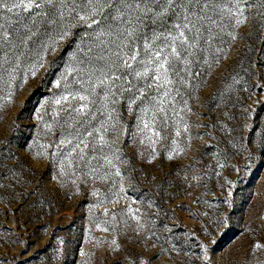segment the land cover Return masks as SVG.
<instances>
[{
  "label": "snow or ice",
  "instance_id": "6c2138e0",
  "mask_svg": "<svg viewBox=\"0 0 264 264\" xmlns=\"http://www.w3.org/2000/svg\"><path fill=\"white\" fill-rule=\"evenodd\" d=\"M249 17H259L260 27L264 28V0H0V79L7 74L4 83L8 102L13 101L22 65L26 82L29 75L36 77L45 65L51 68L56 64L55 59L48 60L50 54L67 51L68 58L53 81L56 92L36 109L37 123L42 126L44 136L52 139L46 143L33 140L38 146L34 159L47 157L58 168L53 178L63 185L62 178L69 177L77 192L80 191L77 180L83 184L89 178L93 182H107L116 190L113 193L116 198L104 197L90 208L100 203H117L122 195L126 201L124 208L111 211L105 208L104 214L110 215L112 223L123 229L131 226L130 221L135 222L132 229L135 237L151 248L147 237L159 239L153 217L161 209L151 199L146 207L136 206L137 201L128 196V188H135L137 170L123 145L118 143L117 125L127 137L129 126L123 121L124 112L134 118L135 131L131 135L135 138L133 142L138 143L134 155L148 164L158 157L166 155L172 160L184 153L181 140L190 144L192 139L190 114L199 115L194 113L190 101L213 67L227 58L232 43L242 38L239 29L248 23ZM63 45L67 48H62ZM236 83L239 81L233 78V84ZM228 87L231 89L232 85ZM243 127L253 130L247 123ZM3 143L0 151L7 154L0 156V180H9L3 186L15 188L22 180L30 184V180L23 179L24 162L18 150L12 149L11 140ZM253 143L248 141L249 145ZM255 143L264 150V132ZM32 146L26 143L22 147L31 152ZM242 147L250 161L254 155L252 148ZM261 155L264 156V151ZM9 160L15 163H7ZM124 163L128 164V170L121 168ZM233 167L239 171V167ZM194 168L190 164L184 169L183 181L189 187L202 181V175ZM227 183L231 186L233 182ZM91 194L100 195L96 188ZM16 197L23 200L25 193L18 192ZM224 203L232 206L229 199ZM208 215L207 211L203 213L205 217ZM214 215L210 225L200 229L204 239L196 232L190 233L196 237L197 251H191L183 264H218L210 254L211 245L216 243L213 236L229 226L231 217L219 209ZM118 217L123 218L122 224ZM101 223L96 227L101 228ZM102 230L116 231V228ZM259 232L260 229H249L253 260L257 252L264 251ZM64 243L60 240L61 245ZM110 247L114 253L122 250L117 238L111 240ZM167 250L183 251L175 243ZM26 251L27 245L19 255ZM56 255L63 256V249H58ZM157 255L145 258L143 252L131 253L125 260L127 264H152ZM0 264H18V261L14 256L11 261L0 260ZM116 264L123 262L117 260ZM238 264H253V261L245 259ZM255 264L264 261L256 260Z\"/></svg>",
  "mask_w": 264,
  "mask_h": 264
},
{
  "label": "rangeland",
  "instance_id": "374dc122",
  "mask_svg": "<svg viewBox=\"0 0 264 264\" xmlns=\"http://www.w3.org/2000/svg\"><path fill=\"white\" fill-rule=\"evenodd\" d=\"M260 24L259 17H249L248 23L239 29L242 38L232 43L227 58L213 67L211 75L205 77L206 82L194 94L190 104L199 115L190 114L192 139L190 144L181 140L184 153L172 160L166 155L158 157L153 164H148L134 155L138 149L131 135L135 131L134 118L124 112L123 121L129 126L127 137L117 125L118 143L123 145L132 167L137 170L135 188H128V196L137 201L136 206L146 207L151 199L161 209L159 215L153 217L159 239L147 237L151 248L135 237L132 231L135 222L130 221L131 226L123 229L112 223L110 215L104 214L105 208L110 211L124 208L126 201L122 195L117 203H100L90 208L104 197L116 198L113 195L116 190L107 182H93L89 178L87 184H83L77 180L80 185L77 192L69 177L62 178L63 185L53 178L58 168L50 164L47 157L34 159L38 146L33 140L46 143L52 139L44 136L42 126L37 123L36 109L56 92L53 81L68 58L67 51L50 54L48 60L55 59L56 64L51 68L45 65L36 77L29 75L26 82L22 65L12 102L6 100L7 74L4 73L0 79V149L4 148L3 142L11 140L12 149L18 150L24 162L23 179L31 183L24 184L22 180L20 185L11 188L3 186L9 183L8 179L0 180V260L11 261L15 256L18 264L25 260L28 264H116L117 260L127 264L126 256L143 252L145 258L159 253L152 264H183L191 251H197L196 237L190 233L196 232L204 239L200 229L205 224L210 225L219 209L227 211L231 219L226 229L214 233L216 243L211 245L210 253L214 260L218 264H238L245 259L252 260L253 264L256 260L264 261V251L257 252L253 260L249 248L252 243L249 229H260L258 238L264 242L261 227L264 225V156L261 155L264 150L255 143L264 132V28ZM233 78L239 83L233 84ZM258 84L260 87L256 86ZM48 111L49 114L52 111L51 104ZM245 123L253 130L244 128ZM202 124L215 127L198 126ZM249 140L254 143L249 145ZM26 143L33 145L31 152L22 147ZM242 145L252 148L254 155L250 161ZM6 154L0 151V156ZM190 164L202 175L201 183L192 187L183 181L184 169ZM128 167L127 163L121 164L124 170ZM166 180L170 183H165ZM229 180L233 182L231 186L227 183ZM38 185L42 186L38 188ZM93 188L99 190V196L91 194ZM34 189L35 194L27 196ZM18 192L25 193L23 200L16 197ZM225 199L231 200V207L224 203ZM152 211L155 213L156 209ZM205 211L209 212L207 217L203 216ZM118 219L122 224L123 218ZM103 221L108 223H101ZM97 223H101V228L96 227ZM104 227L116 228V231L105 232ZM113 238L122 245L118 253L110 247ZM60 240L65 243L61 245ZM98 240L103 242L98 243ZM173 243L183 251L169 253L167 249ZM26 245L27 251L19 255ZM61 248L64 255H56ZM82 252L85 255H81Z\"/></svg>",
  "mask_w": 264,
  "mask_h": 264
}]
</instances>
